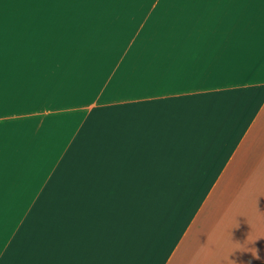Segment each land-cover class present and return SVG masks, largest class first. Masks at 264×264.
<instances>
[{"label": "crops", "instance_id": "1", "mask_svg": "<svg viewBox=\"0 0 264 264\" xmlns=\"http://www.w3.org/2000/svg\"><path fill=\"white\" fill-rule=\"evenodd\" d=\"M12 1L0 264H264V0Z\"/></svg>", "mask_w": 264, "mask_h": 264}, {"label": "rangeland", "instance_id": "2", "mask_svg": "<svg viewBox=\"0 0 264 264\" xmlns=\"http://www.w3.org/2000/svg\"><path fill=\"white\" fill-rule=\"evenodd\" d=\"M21 1L22 0H19L17 2V0H13L12 2H10L9 7L4 9L5 12L8 11V14L10 15V17H12L11 19H15V17H17L16 15L21 16ZM17 4H20V6H17ZM10 26H11V28H10V46L11 47L21 46V24L20 25H14L11 23ZM17 26L19 27V30L16 28ZM145 114H146L145 111H141L140 114H138V117L139 118L143 117V115H145ZM127 122H129V124H130L129 128H131V126L133 124L135 125L139 121L138 120H134V121L120 120V124L122 127ZM113 123H114V121H111V125ZM123 128L121 130H123ZM109 129H110V125H109ZM119 133H120V131H119ZM104 135H106V134H104Z\"/></svg>", "mask_w": 264, "mask_h": 264}, {"label": "clouds", "instance_id": "3", "mask_svg": "<svg viewBox=\"0 0 264 264\" xmlns=\"http://www.w3.org/2000/svg\"><path fill=\"white\" fill-rule=\"evenodd\" d=\"M233 264H235V261H233Z\"/></svg>", "mask_w": 264, "mask_h": 264}]
</instances>
